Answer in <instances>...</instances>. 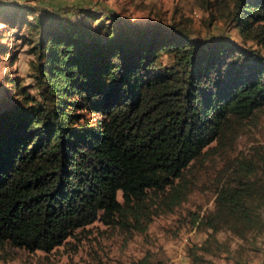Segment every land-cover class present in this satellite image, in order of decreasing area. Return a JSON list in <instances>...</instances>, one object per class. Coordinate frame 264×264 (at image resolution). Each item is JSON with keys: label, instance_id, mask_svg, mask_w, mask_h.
I'll return each instance as SVG.
<instances>
[{"label": "trees", "instance_id": "16d2710c", "mask_svg": "<svg viewBox=\"0 0 264 264\" xmlns=\"http://www.w3.org/2000/svg\"><path fill=\"white\" fill-rule=\"evenodd\" d=\"M230 2L242 34L264 47V0ZM27 30L41 98L18 85L20 102L0 113V245L49 251L97 219L150 215L153 194L173 207L195 163L264 109L261 47L196 38L175 21L93 29L49 10ZM237 174L217 180L207 221L244 235L264 227V170Z\"/></svg>", "mask_w": 264, "mask_h": 264}, {"label": "rangeland", "instance_id": "374dc122", "mask_svg": "<svg viewBox=\"0 0 264 264\" xmlns=\"http://www.w3.org/2000/svg\"><path fill=\"white\" fill-rule=\"evenodd\" d=\"M230 1L0 0V113L20 102L19 86L41 98L32 75L34 54L26 37L27 23L46 10L66 14L93 29L110 24L150 27L158 21H175L196 38L229 37L240 45L264 50L242 34L229 15L225 3ZM246 159L258 163L243 165ZM251 167L254 172L264 170V109L246 120L233 144L212 149L195 163L188 171L190 189L173 207L164 202V194H153L145 204L150 215L144 213L140 220L131 218L123 224L97 219L49 251L4 243L0 245V264H132L144 255L155 264H264V227L241 235L227 223L218 222L216 230L207 221L216 210V183L221 174L224 179L229 174L238 176V170Z\"/></svg>", "mask_w": 264, "mask_h": 264}, {"label": "clouds", "instance_id": "9594fccd", "mask_svg": "<svg viewBox=\"0 0 264 264\" xmlns=\"http://www.w3.org/2000/svg\"><path fill=\"white\" fill-rule=\"evenodd\" d=\"M0 26H2V25H0Z\"/></svg>", "mask_w": 264, "mask_h": 264}]
</instances>
